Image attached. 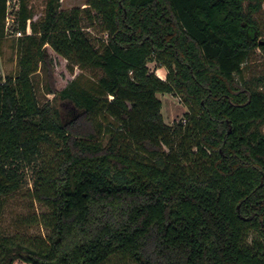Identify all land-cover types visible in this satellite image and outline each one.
<instances>
[{
    "label": "trees",
    "instance_id": "16d2710c",
    "mask_svg": "<svg viewBox=\"0 0 264 264\" xmlns=\"http://www.w3.org/2000/svg\"><path fill=\"white\" fill-rule=\"evenodd\" d=\"M60 2L35 20L21 1L16 72L0 84V264H264V72L246 75L264 58V0ZM48 46L95 79L50 89L62 111L33 81L51 72ZM165 93L188 107L172 124ZM26 165L47 207L29 222L46 236L2 226Z\"/></svg>",
    "mask_w": 264,
    "mask_h": 264
},
{
    "label": "rangeland",
    "instance_id": "374dc122",
    "mask_svg": "<svg viewBox=\"0 0 264 264\" xmlns=\"http://www.w3.org/2000/svg\"><path fill=\"white\" fill-rule=\"evenodd\" d=\"M22 0H9L8 2V16L6 20V37L3 40V46L0 47V65L3 72L8 74H15L17 68L16 52L13 48L14 39L16 37L14 28L17 26V12ZM89 0H61L60 9L68 10L74 7H86ZM28 7L34 11L35 20L42 19L45 16L47 0H25ZM260 21L264 31V10L260 14ZM91 30V34L97 38H105L104 32L98 29ZM17 38V37H16ZM106 39V38H105ZM52 59L51 72H48L44 66H41L33 77L35 89L38 99L41 104L47 101H52L62 111V102L60 99L55 98V94L50 92L54 88L57 91L65 88L72 80L80 74H85L84 77L90 80H95L91 77L89 72L82 71L78 66H74L71 70L69 61L62 55L56 53L50 46L47 47ZM260 50H257L253 60L247 67L246 75H258L264 72V58H262ZM149 66L152 70L156 71L157 75L166 79L168 70L165 67L158 65L156 62H150ZM85 81V79H84ZM160 99L163 101V114L167 123L172 124L182 118L185 112L188 111L187 105L183 102L180 96L174 94H159ZM53 150L49 147L45 149L43 157L40 159L43 163L49 164L51 162ZM25 174V182L23 187L11 194L6 198L5 209L2 218V226L5 233L9 235H30L42 234L47 235L48 231L45 227L39 224H31L29 221L40 214L47 211V207L36 200L33 195L35 167L34 165H26L22 168ZM15 264H25L17 261ZM112 264H135L132 261L123 258L116 259Z\"/></svg>",
    "mask_w": 264,
    "mask_h": 264
},
{
    "label": "built area",
    "instance_id": "2783aa9c",
    "mask_svg": "<svg viewBox=\"0 0 264 264\" xmlns=\"http://www.w3.org/2000/svg\"><path fill=\"white\" fill-rule=\"evenodd\" d=\"M27 30H28V33H31L30 23H29V25H28ZM15 35H16L17 37H19V36H22L23 34H22L21 31H17V32L15 33ZM104 36H105V38L107 39V38H108V33H105ZM5 80H6V75H5V73L3 72L2 66L0 65V84L4 83Z\"/></svg>",
    "mask_w": 264,
    "mask_h": 264
}]
</instances>
